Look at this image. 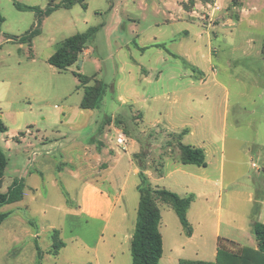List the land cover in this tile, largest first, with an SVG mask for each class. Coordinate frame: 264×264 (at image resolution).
I'll use <instances>...</instances> for the list:
<instances>
[{
  "label": "rangeland",
  "instance_id": "obj_1",
  "mask_svg": "<svg viewBox=\"0 0 264 264\" xmlns=\"http://www.w3.org/2000/svg\"><path fill=\"white\" fill-rule=\"evenodd\" d=\"M51 1L0 0L4 19L0 27V121L7 128L0 133V151L8 160L1 192L6 193L12 181L22 177L37 189L25 192L23 201L0 208L9 214L0 224V264L16 260L35 264L36 245L47 251L52 242L50 226L61 228L62 240L82 253L69 249L57 259L46 255L44 264H66L67 257L82 262L88 252L85 248L96 243L99 252L119 247L115 263L132 264L130 244L122 239L125 228L136 220L135 187L140 179L127 168L116 183L120 190L125 187L128 202L115 209L111 224L127 212L120 235L114 237L111 229L102 232L96 221L65 217L66 211L76 208L83 190L86 176L80 160L84 152V162L91 159L101 141L122 154L139 144L137 154L147 155L144 164L152 169L165 158L172 160L164 172L179 169L168 183L185 198L190 194H184V186L199 185L194 176L217 178L216 160H220V141L224 140L223 181L203 187L205 196L192 205L188 221L198 234L211 239L220 218L223 237L257 250L251 230L259 212V222L264 223V206L258 203L264 200V0H219L217 13L207 7L211 0H84L86 8L76 4L44 19L41 34L30 46L6 41L8 36L19 37L33 29L37 22L34 12L18 11L15 3L44 10ZM91 27L98 31L79 62L63 72L47 63L62 41ZM202 27H209L212 35L220 27L219 40L213 42L219 53L213 57L215 76L210 74L205 84L196 82L192 87L186 74L190 68L173 55L206 70L210 45L205 36L197 38L198 33H206ZM186 29L188 37L183 34ZM262 50L263 55H257ZM141 67L151 70L148 78H143ZM156 71L161 72L159 82ZM78 75L95 76L108 86L99 109H80L83 88ZM120 97L125 100L119 101ZM115 128L129 139L125 150L116 145ZM184 129L189 134L179 137ZM203 142L217 144V153L207 156L209 168L195 171L181 165L178 143L197 146ZM27 157L32 164L26 162ZM63 161L71 167H65L59 179L56 168ZM27 167L30 176L25 173ZM160 207L171 212L168 233L163 230L167 257L182 231L170 207ZM185 240L182 237L180 242ZM191 253L187 246L184 251L174 250L175 261L170 264L194 259ZM101 263L108 264L107 259Z\"/></svg>",
  "mask_w": 264,
  "mask_h": 264
},
{
  "label": "crops",
  "instance_id": "obj_2",
  "mask_svg": "<svg viewBox=\"0 0 264 264\" xmlns=\"http://www.w3.org/2000/svg\"><path fill=\"white\" fill-rule=\"evenodd\" d=\"M181 11H182V9H181ZM228 22H233V20L228 19ZM3 23H2V25H3ZM225 23L222 24L220 27L225 25ZM209 27H202L206 30L207 34L204 32H200L197 34V38H203L205 36L208 39V42L210 45V48H209V52H210L209 67L206 70L195 69L192 66H190V64L187 62L186 57L181 56L179 54L173 55L175 58L182 60L184 62V64L186 65V67L190 68L191 71L189 73H186V74L191 81L190 83L192 84V87L196 84V82L205 84L206 81L208 80L210 74H212V77L215 76L214 67H213V57L217 56V54L219 53V50L216 47H214L213 42H216L219 40V37H220L219 28L220 27L217 28V32H215L213 35H212V32H211ZM183 34L185 35V37H188L190 35V32L186 29L183 31ZM6 41H8V42L11 41V39H9V36L6 38ZM263 43H264V41H263ZM263 43H262V46H263ZM20 45H23V44H20ZM156 46L157 47H163L160 44H157ZM136 47L141 50V48H139L138 45H136ZM143 49L144 50H141V51H145V48H143ZM84 52L81 54V56L84 54ZM261 54L263 55V50H262V52H260V54H259V52H257V55H261ZM140 71L144 72V73L141 72V74L144 76L143 77L144 79L148 78L151 74L150 73L151 70L144 68V67H141ZM156 72H157L156 81L159 82L160 78H161V72L160 71H156ZM121 100H125V99L120 97L119 101H121ZM85 111H88V110H85ZM6 131H7V128H6ZM182 132H184L183 136L189 134L188 129H184L179 134H181ZM169 141H170V139L166 138V142H169ZM128 142H129V139L127 138V143ZM223 143H224V140L221 139V141H220V151H221L220 160H216L217 164H216V174L215 175L217 176V178L211 179V178H208L206 176L203 178H201L199 176H194L196 178V180L199 182V185H196L194 187H190V186L186 185L183 187L184 188L183 189L184 194H186V195L190 194L189 196H191L193 198V201H192V203H191V205L187 211V216H188V212L190 211L192 205H194V203L196 201H198V199L200 197L204 198L205 193H206L205 189L208 188L209 184H212L214 182H216V183L221 182L222 183V181H223V175H224V160H223V155H222ZM97 146L95 147L96 148V152H95L96 154L93 155L91 159H88L87 162H84V161H86V158H87V154H85V152H84V154H83L84 160H80L83 163V164H81V166L83 167L82 170L84 171V174L86 176L82 180L83 190L80 194L78 205L76 206L75 209H70V210L66 211L65 217L70 218L72 220L89 219L92 221L99 222L102 226V232H104L106 229H111L114 237H116L117 235H120L121 232L119 231V229H121L123 227V224L126 222V219L129 218L127 212L122 210L123 212H121L119 221L115 222L114 226H111V224H113L112 220H113L115 209L117 207H121V205H124L125 200H127V198H126L127 194H125L126 193L125 187H123L122 190H120L118 188L117 183H116V178L118 176L121 177L124 174L122 172V170L123 169L125 170L126 168L129 171H131V173L134 176L139 178V165L135 161L133 156L135 154L139 153L140 147H139V144H137V145L132 144L131 150L130 151L127 150L126 152H124L122 154V153L117 152V150H115L114 148H112V146H110L108 143H106V141L98 142ZM170 147L171 146L168 145V148H170ZM193 147L203 149V151L205 153V160H206L207 166L204 168V167H197L195 165H183V164H181V165H183L184 167H192L190 169H194L195 171L207 170L209 168L207 156H208L209 152L212 154L217 153V144H213L212 142L211 143L203 142L201 145H197V146H193ZM29 160H30V158L27 157L26 162L32 164L33 161L30 162ZM169 161L172 162V160H170L169 158H165V160H163L161 162L162 163L161 175H159V173L156 171V169L150 168V164H148V167H146L145 174H146L148 181L151 184V186L166 189V190L171 191V192H173V193H175L181 197L182 196L181 193H179L176 189H173L171 187L172 185L170 183H168V182H171L170 179L172 178V174H174L173 172H176L179 169H175L174 171H169L167 173L164 172L165 168L168 166ZM177 161H173V162H177ZM63 162L64 163L62 164V166H60V167L57 166V168H56V170H57V176L56 177H58L59 179L61 178V176L64 173V168L67 166L71 167V164L69 161H63ZM24 165H26V163ZM7 166H8V160H7ZM7 166H6V168H7ZM157 167H159V166H157ZM6 168H5V170H6ZM36 172H38V174H41L38 169ZM25 173L29 176L32 175L30 173V171L28 170V167L25 169ZM15 180H21L24 184L22 201L25 198V192H27V191L37 192L36 187L31 186L25 180L24 177H22L20 179L15 178L13 181H15ZM201 182H202V184H201ZM3 184H4V175H3ZM3 184H2V188H3ZM138 185H139V183H138ZM137 186L135 187L136 191H137ZM179 187H181V186H179ZM203 187L205 189H203ZM2 188L0 189V193H2L1 192ZM137 193H138V191H137ZM189 196H187V197H189ZM138 198H139V193H138ZM127 202H128V200H127ZM138 203H139V199H138ZM258 203H259V205H261L260 206L261 208L264 206V200L263 199H260L258 201ZM162 204L163 203H158V207H159V210L161 213V221L159 224V231L161 233L162 241H163V254H162V257L160 259L159 264H162V263L170 264V263H172V261H175L174 257H172V256H174V250H175V252H178L179 250L184 251L186 246L188 247L189 251H192L191 254H193V256H195L194 259L189 258L186 260H199V261L213 262L216 259L218 238L220 237V238H225V239H228L230 241H233V240L226 238V237H223L221 235L220 218L218 219V222L216 224V228L214 230L213 235L211 236V239L208 238V236L201 234L200 232L198 234L197 229H195V228H192V235L190 237H188L185 235V233L181 227L182 232L177 233V239H176V241H174L172 243V246L169 248V254L166 257L165 256V242H164L165 236H164L163 230L168 233V221L171 218V212L169 210H165L163 212L162 208L160 207ZM163 205H166V204H163ZM167 206H169V205H167ZM137 208H138V204H137ZM170 209L173 211V209L171 207H170ZM206 211H207V213L209 212L208 209H206ZM261 216H262V213L259 212V214L257 215V217H255L254 220L260 221ZM187 219H188V217H187ZM128 221L129 220H127V223H128ZM135 222H136V220L133 222V225H131V226H129V228H127V230L125 228V232H124L125 235H124L122 240L129 242V244H130L133 232H134ZM178 222H179V220H178ZM201 222H202V220H201ZM86 223H87V220H86ZM179 224H180V222H179ZM200 225L202 226V223L199 222L198 226L200 227ZM180 226H181V224H180ZM48 230L50 232V236L53 233V231H58L59 237L64 244V246L58 251L57 255L54 256V259L60 258L62 256V254L67 253L69 251V249H72L75 254H77L76 251H80L77 248H75L74 246H71V244L62 240L63 239V231L61 228L56 229L53 226H50V227H48ZM35 235L38 236V239H39V235L38 234H35ZM102 236H103V234H101V237ZM182 237H185V239H186L185 243L180 242ZM100 240H101V238H100ZM233 242L238 244L235 241H233ZM99 245H100L99 243H96V245L91 247V248H88V247L85 248L86 251H88V252L84 253L87 256H85V259H83L82 262H80V260L78 258L67 257L66 258V261H67L66 264H102L101 262L105 261L106 259H107L108 264H122L121 260L117 261V263H115L116 259H117L115 253L118 250L120 251L119 247L113 248L112 246H109V247L105 248V250L103 252H99V248H98ZM238 245L240 247H242L240 244H238ZM51 248H52V242L50 244H48V246L45 248V250H47V251H43L40 248L42 254H41L40 261H39L38 257H36V263L37 264H44L45 263V256L46 255L49 256L50 254H52V253H50V250H52ZM257 248H258V244H257ZM81 253H80V256H81ZM102 253H104V254H102ZM123 253H125V252H123ZM84 254H82V255L84 256ZM90 254H92L93 256H91ZM87 257H88V259H87ZM179 260L180 259H178V261ZM17 263L19 264V262L16 260L15 264H17ZM125 263H126V260L123 262V264H125Z\"/></svg>",
  "mask_w": 264,
  "mask_h": 264
},
{
  "label": "trees",
  "instance_id": "obj_3",
  "mask_svg": "<svg viewBox=\"0 0 264 264\" xmlns=\"http://www.w3.org/2000/svg\"><path fill=\"white\" fill-rule=\"evenodd\" d=\"M76 4H80L83 8H86L84 0H52L44 10L15 3L14 6L18 11L34 12L37 22L33 29L25 32L19 37L9 36V39L18 44H27L30 46L33 39L41 34L40 27L44 19L48 18L59 9H70ZM3 22L4 19L0 14V26ZM97 31L98 28L91 27L85 33L75 34L65 39L58 45L54 54L48 58L47 63L59 72L68 70V68L79 62L81 54L87 48L88 41L95 36ZM78 80L80 86L83 88V98L80 103V109H99L108 86L103 81L96 79L95 76L89 78L78 75ZM92 80L94 83L89 85ZM107 121L110 122V118H108ZM4 132H6V127L0 121V133ZM183 135L184 132H182L179 137ZM178 150L180 151L179 161L181 164L195 165L204 168L207 166L203 149L178 143ZM147 157L148 156L145 154L133 156L135 160H137L136 158H140L141 161H138L140 163H138L140 183L137 186L139 203L134 232L130 241L132 264H159L160 262L163 254V241L159 231L161 213L158 203L169 205L175 212L185 235L188 237L192 235V227L187 219V211L193 198L191 196L182 198L166 189L151 186L145 174L146 164H144V162ZM6 166L7 159L4 153L0 151V189L2 188ZM156 171L161 175L162 163L159 164ZM23 188L24 184L21 180L13 181L6 193H0V208L22 201ZM8 215L7 213L0 212V224L3 223ZM251 231L258 244L257 250L240 247L233 241L219 237L217 240L215 261L207 262L180 259L178 264H264V224L255 220ZM51 237L52 255L56 256L64 244L59 237L58 231H53ZM36 251L40 261L42 253L38 244L36 245Z\"/></svg>",
  "mask_w": 264,
  "mask_h": 264
},
{
  "label": "built area",
  "instance_id": "obj_4",
  "mask_svg": "<svg viewBox=\"0 0 264 264\" xmlns=\"http://www.w3.org/2000/svg\"><path fill=\"white\" fill-rule=\"evenodd\" d=\"M218 1L219 0H211V4L207 5V7L210 8L213 13H217L221 9L220 5H218ZM114 137H115L116 145L119 146L121 149L125 150V148L127 146V138L124 135V133L122 131H120L119 129L115 128ZM254 167H255V165H254Z\"/></svg>",
  "mask_w": 264,
  "mask_h": 264
},
{
  "label": "water",
  "instance_id": "obj_5",
  "mask_svg": "<svg viewBox=\"0 0 264 264\" xmlns=\"http://www.w3.org/2000/svg\"><path fill=\"white\" fill-rule=\"evenodd\" d=\"M262 171H263V173H264V169H263Z\"/></svg>",
  "mask_w": 264,
  "mask_h": 264
}]
</instances>
